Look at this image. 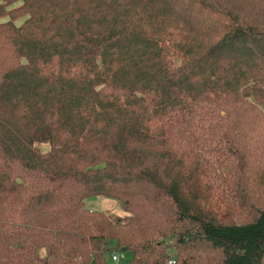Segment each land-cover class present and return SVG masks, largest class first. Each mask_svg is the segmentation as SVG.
I'll list each match as a JSON object with an SVG mask.
<instances>
[{
  "label": "trees",
  "instance_id": "16d2710c",
  "mask_svg": "<svg viewBox=\"0 0 264 264\" xmlns=\"http://www.w3.org/2000/svg\"><path fill=\"white\" fill-rule=\"evenodd\" d=\"M113 252L264 264V0H0V264Z\"/></svg>",
  "mask_w": 264,
  "mask_h": 264
},
{
  "label": "rangeland",
  "instance_id": "374dc122",
  "mask_svg": "<svg viewBox=\"0 0 264 264\" xmlns=\"http://www.w3.org/2000/svg\"><path fill=\"white\" fill-rule=\"evenodd\" d=\"M24 18H20L16 20V24L23 23ZM41 149L46 150L47 147L45 145H41ZM88 203V204H87ZM86 205L91 208H97V209H103L105 211L110 212L114 216H120L125 217L127 216V213L122 209L120 206V203L116 200H113L111 198L105 197V196H99V197H89L86 201ZM42 257L45 256L44 251L39 252ZM129 254V253H128ZM125 253V256L128 258L129 255ZM120 264H125L124 261H122Z\"/></svg>",
  "mask_w": 264,
  "mask_h": 264
},
{
  "label": "built area",
  "instance_id": "2783aa9c",
  "mask_svg": "<svg viewBox=\"0 0 264 264\" xmlns=\"http://www.w3.org/2000/svg\"><path fill=\"white\" fill-rule=\"evenodd\" d=\"M124 256L123 253L120 252H113L110 257L111 264H117L118 261ZM169 263H173L172 261H169Z\"/></svg>",
  "mask_w": 264,
  "mask_h": 264
},
{
  "label": "crops",
  "instance_id": "0c3cea01",
  "mask_svg": "<svg viewBox=\"0 0 264 264\" xmlns=\"http://www.w3.org/2000/svg\"><path fill=\"white\" fill-rule=\"evenodd\" d=\"M88 204V203H87Z\"/></svg>",
  "mask_w": 264,
  "mask_h": 264
}]
</instances>
